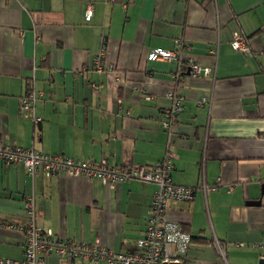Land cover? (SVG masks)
Instances as JSON below:
<instances>
[{
    "label": "crops",
    "instance_id": "0c3cea01",
    "mask_svg": "<svg viewBox=\"0 0 264 264\" xmlns=\"http://www.w3.org/2000/svg\"><path fill=\"white\" fill-rule=\"evenodd\" d=\"M234 34L251 54L233 49ZM154 50L179 60L148 61ZM190 60L212 75L190 78ZM29 90L38 94L39 124L21 112ZM173 90L184 101L169 131L161 120ZM263 91L264 0H0V137L119 168L152 167L171 151L174 184L219 182L208 197L197 191L192 202L168 205L166 219L192 236L185 264H221L215 240L228 264L264 259ZM157 189L31 176L0 160V257L24 256L22 234L6 226L24 222L29 196L54 238L130 251L144 237ZM44 264L70 263L52 253Z\"/></svg>",
    "mask_w": 264,
    "mask_h": 264
},
{
    "label": "built area",
    "instance_id": "2783aa9c",
    "mask_svg": "<svg viewBox=\"0 0 264 264\" xmlns=\"http://www.w3.org/2000/svg\"><path fill=\"white\" fill-rule=\"evenodd\" d=\"M94 16L89 6L85 13V20L90 22ZM231 46L236 52L251 54L248 40L241 34H234ZM148 61L179 60L177 52L154 50L148 55ZM103 53L96 59V68L102 69ZM189 76L193 79L206 78L212 75L211 68L204 67L193 60L189 61ZM178 76V75H176ZM178 78V77H177ZM172 106L165 110L162 126L166 130L174 129L177 116L183 107V97L176 90L168 95ZM264 101V91L262 95ZM151 100V98H149ZM38 94L29 90L21 100V112L25 117H32L36 124L41 120L35 116V105ZM203 99L202 104H207ZM175 153L168 151L164 158L155 166L145 167H110L106 162H80L64 155L46 154L34 149L18 148L0 137V160L7 166L22 165L27 173L36 176L44 174L52 178L64 174L69 178H100L105 185L114 188L120 183L138 180L153 183L158 189L153 195L146 223L144 237L139 239L133 249L127 252H116L101 244L100 240L85 244L66 239L54 238L51 233L44 231L37 222L35 199L29 196L25 200V220L22 223H11L6 227L17 231L23 236L24 256L22 259L1 258L0 264H44L45 257L55 253L61 259L73 264L79 260L84 264L103 262L104 264H176L185 263L190 251L192 236L178 223L166 219L168 205L171 202H192L197 191L205 197L220 187L202 184L199 188H188L174 184L172 173L174 170ZM214 246L220 256L221 264H228L227 250L218 240Z\"/></svg>",
    "mask_w": 264,
    "mask_h": 264
},
{
    "label": "water",
    "instance_id": "95a60500",
    "mask_svg": "<svg viewBox=\"0 0 264 264\" xmlns=\"http://www.w3.org/2000/svg\"><path fill=\"white\" fill-rule=\"evenodd\" d=\"M176 264H185V263H176ZM260 264H264V259L260 260Z\"/></svg>",
    "mask_w": 264,
    "mask_h": 264
}]
</instances>
